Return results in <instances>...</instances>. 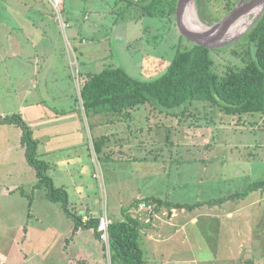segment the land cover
I'll return each mask as SVG.
<instances>
[{
  "label": "rangeland",
  "instance_id": "obj_1",
  "mask_svg": "<svg viewBox=\"0 0 264 264\" xmlns=\"http://www.w3.org/2000/svg\"><path fill=\"white\" fill-rule=\"evenodd\" d=\"M18 1L0 0L2 116L21 113V106L27 104L21 95L26 87L21 88V85L24 83L28 85L29 81L26 78L30 80L29 74L34 72L32 63L27 66L26 75L23 71H14V66L21 62L20 59H15L14 53L25 50L15 44L12 46L8 37V20L13 16L10 6L12 2ZM20 1L35 2L45 11L46 16L54 18L56 16L48 0ZM117 1L119 0H65L61 4L63 19L67 22L71 15L79 19L88 16L87 20H84L88 41L80 43V50L71 55L67 47H64V41L62 45L69 64V72L73 70L74 76L77 77L75 83L72 79L69 80L73 91L76 85L80 92L78 72L80 73L82 69L98 73L114 65L124 67L135 78L151 77L162 70L159 62L163 58L171 61L177 48H185L195 43L182 33L177 17L174 21L168 17L129 18L128 15L123 16L121 13L122 6L126 3ZM248 2L251 0H244L242 5L249 4ZM193 5L197 21L199 18L204 22L203 25L205 24L203 28L211 31L209 26H216L219 21L211 23L205 20L203 15L204 5L214 12L212 5L210 6L208 0H196ZM131 8L130 10L135 11L138 17V6ZM29 15L37 17L34 10H30ZM254 15L255 13L249 15L250 23ZM63 19L61 25L62 23L65 25ZM240 19L237 20L238 25ZM250 23L248 25L245 23L246 28L237 33L229 32L231 26L224 39L217 42L220 46L212 48L211 54L220 74H224L229 65L240 67L245 65L244 56L235 55L233 50L244 52L247 48V43L242 39L252 28L253 24L250 26ZM78 27L75 22L69 24L67 35L71 45L73 29ZM241 27L243 26L237 30H242ZM10 37L12 40H26L19 35L17 38L11 35ZM26 44L29 45L27 41ZM71 45L68 48H71ZM33 48V44L30 43L29 49ZM49 65H43L46 72L50 69ZM59 65L60 67L56 69L64 71L65 66L61 65L60 61ZM59 83L66 85L67 81ZM29 86L32 88V83ZM40 91L42 94L41 89L38 90L39 93ZM33 96L44 103L45 93L41 96L35 92L30 99H33ZM156 108L142 105L132 111L131 125L136 130L139 129L140 134L136 135L137 139L136 136L131 138L135 143L134 149L126 150L125 154L102 155L96 153L94 145L91 149L84 147L70 153L71 159L76 160V163L73 162L71 165L77 168L76 178H72L70 183L69 178L66 180V188L72 199L71 204L75 196L79 201L86 193L90 194L87 200L93 205L96 213L94 215L106 214L110 221H114L125 217L123 209L132 210L133 196L140 193L143 196L156 195L164 198L168 196L173 202L194 204L211 198L216 200L233 194L240 195L249 190L255 182L264 180V128H261L260 118L257 117L261 123L240 125L237 119L228 116L220 105L203 100L195 101L192 106L170 110L171 114L177 113L179 116L160 112V106ZM38 109L42 111L39 107H31L26 110V115H34ZM183 110L187 113L186 111L183 113ZM84 111L86 113V110ZM94 115L97 114L91 112L87 119L85 118L86 128L87 124L92 126V138L98 139L100 131L110 133V130L117 128L118 124L115 125L111 121L99 128L95 127L96 118L103 120L114 118L115 113L104 112ZM248 120L251 121L253 118L248 116ZM122 124L124 132L130 130L124 120ZM23 131L17 120L0 125V260L4 264H59L57 256L61 251V239L73 236V231L64 234L63 230L69 224H74L75 218L72 214L75 212L71 209V204L70 209L73 213L69 215L62 202L49 199L46 195L47 187L43 186L46 181L43 187L34 188L39 182L38 170L22 157V149L18 147L22 139L19 133ZM86 145L88 146V143ZM37 150L38 146L36 155L39 158ZM67 154L61 152L40 156V160L46 158L52 165L54 164L52 169L47 167L44 169L45 174L53 178L54 175L61 174L64 167L62 159L63 157L69 159ZM57 185L60 184L57 182ZM24 190L26 195L23 194ZM216 204L214 211L217 210L220 215L217 226L221 227L212 233L211 226L209 222L207 223L210 217H204L197 226L187 229L191 241L186 239L187 235L185 236V232L182 231L177 241L160 243L164 247L155 249L153 257L148 256L146 251L145 258L148 264H160L162 254L168 259L187 264L190 262L195 264L200 259H203L200 264H210L207 261L208 257H214L218 264H236L241 259L243 264H249L251 258L257 263L264 264V186L252 189L247 196L241 198L229 197L224 206ZM231 205L233 211L235 210L233 216H222L220 211L230 208ZM204 208L196 210L203 212ZM101 210L104 214L100 213ZM139 212L151 215L149 211L139 209ZM85 230L91 238L83 246L87 255L94 251L96 255L94 259L104 257L106 249L102 240H99L100 238L98 239L91 230L86 228ZM83 240L80 238L78 241L81 243ZM243 240L245 241L242 243ZM156 251L161 255L156 256ZM74 253L73 251L72 255ZM169 264L177 263L172 261Z\"/></svg>",
  "mask_w": 264,
  "mask_h": 264
},
{
  "label": "trees",
  "instance_id": "obj_2",
  "mask_svg": "<svg viewBox=\"0 0 264 264\" xmlns=\"http://www.w3.org/2000/svg\"><path fill=\"white\" fill-rule=\"evenodd\" d=\"M121 1L126 3L122 6L123 11L121 13L123 16L128 15L129 18L133 19L146 16L168 17L174 21L180 0H119L117 3ZM208 1L214 12L210 10V7L204 5L203 18L211 23L225 19L239 2V0ZM135 5L139 9L138 17H136L135 11L130 10ZM242 40L247 43V48L244 52L233 50V53L237 56H244L245 65H241V67L229 65L224 74H220L216 69V61L211 54L212 48L196 42L185 48H177L171 61L163 58L159 62L162 65V70L151 77L135 78L124 67L114 65L98 73L84 72L82 69L80 72V95L86 113L88 115L91 112L93 114L115 113L121 115L132 128V111L142 105H150L155 109L160 106V112L179 116L177 113L171 114L170 110L182 106H192L195 101L203 100L220 105L223 111L228 116L236 118L240 125L262 122L261 128H264V11ZM185 111L182 112L185 113ZM248 116L253 120L249 121ZM257 117L261 119V122L258 121ZM16 120L20 122L24 130L22 144L26 148V156L38 170L39 182L35 184L34 188L47 187L46 195L49 199L62 202L67 209L69 194L64 188L56 187L51 177L45 174L44 169L48 168L49 163L37 158V141L33 138L32 130L23 120L21 114L7 115L1 118L0 125ZM106 139V136L94 139V147L97 153L101 154ZM262 186H264V180L255 182L249 190L240 195L233 194L221 198L219 201L225 202L229 197L247 196L252 189H258ZM23 194L26 195L25 190ZM143 200L154 206V213L156 214L164 207L194 210L207 204H213L218 199L189 204L172 202L168 198L155 195L134 200L131 209L139 208V203ZM31 205L32 202H30ZM123 210L125 217L121 220L111 221L109 225L111 263L146 264L147 260L142 247V230L145 220L132 215L129 209ZM154 213H150L151 216L155 215ZM75 220L76 225L73 234L80 227L94 229L98 238L104 243L106 251H108L99 230L100 216H92L84 222L83 217L76 214ZM0 264L4 263L0 260ZM249 264H255V259L251 258Z\"/></svg>",
  "mask_w": 264,
  "mask_h": 264
},
{
  "label": "crops",
  "instance_id": "obj_3",
  "mask_svg": "<svg viewBox=\"0 0 264 264\" xmlns=\"http://www.w3.org/2000/svg\"><path fill=\"white\" fill-rule=\"evenodd\" d=\"M52 6V5H51ZM30 10H34V13L37 14V17L33 18L29 15ZM10 11L12 12L11 15H13L8 21V37L11 41V45L14 46H20L25 50H22L20 53H14L15 59H20V64L17 66H14V71H23L26 74H28L27 66L30 65V63L34 66V72L29 74V78H26L27 81H29L28 85H21V88H25L23 90V99L26 105L21 106L20 114L23 118V120L28 124V126L31 128L33 133V138L37 141L38 146V157L45 156L47 154H56L65 152L68 153V158L63 157V163L62 168L63 172L59 174L58 176L54 175V178L51 177L53 180V184L56 187L64 188L68 194L69 191L66 188V180L69 178V183L72 182V178H76V171L77 168L75 166H72L71 164L76 163V160L73 161L71 158L70 153L73 151L78 150L79 148L89 147L90 149L94 145V138H92V126L90 124H87V128L85 126V118L87 119V115L85 113V107L83 105L80 92L77 90V86L74 85V91L72 90V84H70V79L75 83L77 77L74 76V72H69V64L64 56V49L62 48L63 41H64V47H67V50L69 51V54L73 53L76 54L78 50H80L79 45L80 43H85L88 41L86 38V24L85 19L88 18V16L85 17V19H79L74 16H69V23L67 28H64L61 25L60 20L57 18V15L55 13L54 17H48L46 16V13L44 10H42L40 7L37 6V3L35 2H12L10 6ZM54 11V9H53ZM55 12V11H54ZM74 20V21H73ZM87 20V19H86ZM72 22H75V25L79 26L77 29H73L74 32H72V40L73 45H71L69 41V36L67 35V30L69 27V24L72 25ZM117 24V23H116ZM11 36L16 37L22 36L20 38H24L26 40H12ZM37 38V39H36ZM63 39V40H62ZM30 43L33 44V49H29ZM29 41V42H28ZM36 41V42H35ZM62 42V43H61ZM25 43V44H24ZM71 45V48H68V46ZM27 48H26V47ZM31 48V47H30ZM63 50V51H62ZM72 55V54H71ZM62 58V59H61ZM59 61L61 65L65 66L64 71H58L56 68L60 67ZM74 62V61H73ZM71 62V64H73ZM50 64L48 72L45 71V67L43 65ZM42 65V66H41ZM24 66V70H23ZM33 70V69H30ZM86 72V71H84ZM34 74V75H33ZM23 77V76H22ZM75 77V79H74ZM78 79L79 82H81V75L78 72ZM67 81V84L60 85L59 82ZM71 81V82H72ZM30 83H32V88L29 86ZM81 84V83H80ZM79 84V85H80ZM42 90V94L45 93V101L43 103V100L41 99H35L33 96V99H30V97L37 92L39 95L42 96L41 91L40 93L38 90ZM32 94V95H31ZM47 103V104H45ZM31 107H39L42 109H38L37 113L34 115H26V110L31 109ZM15 115V114H14ZM99 115V114H97ZM94 115V116H97ZM7 115H1L0 119L6 117ZM95 118V117H94ZM123 117L121 115H115L114 118L103 120L101 118H96L95 121V127H100L101 125L108 124V121H111L113 123L118 124L117 128L115 130H110L108 132H102L98 134L97 138H101L103 136H106L107 139L105 141V144L103 145L101 154L109 155H123L125 154L126 150L134 149V142L131 138L133 136H136L139 133V129L136 130L134 126L130 128L129 131H123ZM120 126V127H119ZM127 130V129H126ZM132 130V131H131ZM24 132L19 133L20 136H23ZM129 137V138H128ZM91 139V140H90ZM137 139V136H136ZM89 140L91 141V145H89ZM88 143V146L86 145ZM19 149H22V157H24L28 162H30L26 156V148L22 144H18ZM95 148V147H94ZM96 151V150H95ZM97 153V152H96ZM111 153V154H110ZM106 156V157H107ZM38 158V159H39ZM109 158V157H107ZM60 158H58L59 160ZM61 160V159H60ZM49 163L48 169H52L54 164L52 165V162L50 160H46ZM54 163V162H53ZM38 175V174H37ZM64 176H66L64 178ZM60 177V178H59ZM61 177H63L61 179ZM55 179V180H54ZM61 180V181H60ZM63 180V181H62ZM57 182L60 185H57ZM75 183V182H74ZM83 185V183H80ZM80 193V192H79ZM78 194V193H77ZM90 197V194L83 195L80 200H76V196L74 198L73 203L71 204V196L69 195V201L67 203V210L69 212V215L73 213L72 215H80L83 217V221L86 222L88 220L85 219V216L87 213L92 212L93 216L96 214L93 210V205L90 203V201L87 200V197ZM151 196H143V194H139L137 196H133L134 200L136 199H143ZM157 197H163L164 196H157ZM168 200H170V197H168ZM71 199V200H70ZM212 199V198H211ZM220 199L215 202L216 205H226L225 202L219 201ZM171 201V200H170ZM206 201V200H204ZM173 202V201H172ZM182 203V202H178ZM184 203V202H183ZM213 204H207L201 207H198L196 209L204 208L203 212H197L196 209L189 210L187 208H172L169 209L168 207H164L161 209V211H158L155 215H147V213L139 212L138 208H133L130 213L135 216H139L141 219L145 220L144 228H143V244L142 247L144 249V253L146 254V251L148 253V256L151 255L153 257L155 255V249L157 248H163L164 245L160 243H170L172 240L177 241L179 238V235H182V231L185 232V236L187 235L186 239L188 241H191V237L189 236V233L187 229L197 226L201 221H203L204 217H210L209 220H207V223L209 222V225L211 226L210 231L214 233L216 231V228L221 227L220 225L217 226V223L219 222V216L218 211H214L216 206ZM71 204V209H70ZM96 207V206H95ZM211 207V208H210ZM232 205L230 208L227 207L225 210H221L222 216H233L235 213V210L233 211ZM65 208V207H64ZM98 208V207H96ZM89 209H91L89 211ZM209 209V210H205ZM80 211V212H79ZM233 211V212H232ZM134 212V213H133ZM102 213V210L100 211ZM150 214V213H149ZM75 215L73 216L75 218ZM100 215V214H99ZM123 216H125L123 214ZM124 218V217H123ZM74 222V220H73ZM212 222V223H211ZM76 225V220L74 224H69L67 228L63 230V233L68 232H74V228ZM215 225V229H213V226ZM86 229L91 230V232L94 233V235L98 238L97 234L95 233L94 229H89L87 227H80V229L73 234L72 237L61 239V251L59 255L57 256L59 264H112L111 259L108 258V253L106 251L105 256L102 258H96V255L94 254V251L91 253H88L84 249V245L88 243V240H91L89 237V234H86ZM28 229V228H26ZM64 238V239H63ZM83 238L84 240L79 243V239ZM99 239V238H98ZM101 240V239H99ZM161 240H164L162 242ZM245 240L242 241V243ZM64 243V244H62ZM241 243V244H242ZM75 252L74 255H72V252ZM162 252H164L162 250ZM94 254V256H93ZM161 254H157L156 256H160ZM162 259L160 264H169L170 262H174L177 264H183L185 262H180L178 260L174 259H168L165 254L161 255ZM203 259H200L198 262H194L195 264H200ZM242 260H238L236 264H243ZM93 261V262H92ZM176 261V262H175ZM210 264H218L216 259L214 257H208L207 259ZM149 262L147 261L146 264ZM156 264V263H153ZM187 264V263H185ZM188 264H193V262H190ZM255 264H262L261 262Z\"/></svg>",
  "mask_w": 264,
  "mask_h": 264
},
{
  "label": "water",
  "instance_id": "obj_4",
  "mask_svg": "<svg viewBox=\"0 0 264 264\" xmlns=\"http://www.w3.org/2000/svg\"><path fill=\"white\" fill-rule=\"evenodd\" d=\"M195 1L196 0L179 1V9L176 15L178 24L181 28L182 33L186 34L191 40L209 48H216L220 46L217 42L222 38L224 39V36L228 29L238 20L239 17H241L244 10H251L256 5L261 4V10L252 19V23H254L264 11V0H253L247 5H242L244 0H241L237 3L234 10L225 19L219 21L216 26H209L211 27V31L202 32L190 25L186 21L185 17L186 8L189 4H193ZM228 41H230V39H228Z\"/></svg>",
  "mask_w": 264,
  "mask_h": 264
},
{
  "label": "built area",
  "instance_id": "obj_5",
  "mask_svg": "<svg viewBox=\"0 0 264 264\" xmlns=\"http://www.w3.org/2000/svg\"><path fill=\"white\" fill-rule=\"evenodd\" d=\"M48 1L50 2V4L52 5L53 9L55 10L58 19L60 20V22H62V19H63V11H62V8H61V4L65 0H48ZM63 21L65 22V25H63V23H62V26L67 28L68 24L66 23V21L64 19H63ZM79 90H80V85H79ZM138 209L145 210V211H149L148 213H153L154 212V206L152 204L147 203L144 200L139 203V208ZM102 214H104V213H102ZM92 216H93V213L92 212H89L85 216V219L88 220ZM110 222L111 221L108 219V216L106 214L100 216V226H99V230L101 232L102 239L106 243L107 250H108L107 253H108L109 260L111 259V257H110V234H109V225H110Z\"/></svg>",
  "mask_w": 264,
  "mask_h": 264
},
{
  "label": "bare ground",
  "instance_id": "obj_6",
  "mask_svg": "<svg viewBox=\"0 0 264 264\" xmlns=\"http://www.w3.org/2000/svg\"><path fill=\"white\" fill-rule=\"evenodd\" d=\"M260 10H261V4H258V5H256L253 9H251V11H249L248 13H246V14H244V15H241V17H239L238 19H240V22H239V25H238V21H236L233 25H232V27H231V29L229 30V32H232V33H237V32H241V31H243L244 30V28H246V26L250 23V19H249V15L250 14H252V13H256L257 11H258V13L260 12ZM196 10H194V5L193 4H189L188 5V7L186 8V15H185V17H186V21L190 24V25H192L194 28H196L197 30H199V31H202V32H207L204 28H203V26L205 25H203V22L198 18V21H197V19H196ZM197 17H198V15H197ZM199 22V23H198ZM247 25H246V24ZM201 24V25H200ZM240 26H243V27H241L242 28V30H237V28L238 27H240ZM207 27V26H206ZM205 27V28H206ZM207 29V28H206ZM209 31V30H208ZM228 40V39H227Z\"/></svg>",
  "mask_w": 264,
  "mask_h": 264
},
{
  "label": "flooded vegetation",
  "instance_id": "obj_7",
  "mask_svg": "<svg viewBox=\"0 0 264 264\" xmlns=\"http://www.w3.org/2000/svg\"><path fill=\"white\" fill-rule=\"evenodd\" d=\"M239 1H241V0H239ZM252 1H253V0H251V2H252ZM243 3H244V1H243ZM248 3H249V2H248ZM243 5H247V4H243ZM247 11L249 12V11H251V10H244L243 13H245V12H247ZM248 12H247V13H248ZM243 13H242V14H243ZM256 14H257V13H255V15H256ZM261 14H262V13H261ZM255 15H254V16H255ZM259 17H260V16H259ZM256 21H257V20H256ZM256 21H255V22H256ZM255 22H254V23H255ZM254 23L251 22V23H250V26H252V24L254 25Z\"/></svg>",
  "mask_w": 264,
  "mask_h": 264
}]
</instances>
